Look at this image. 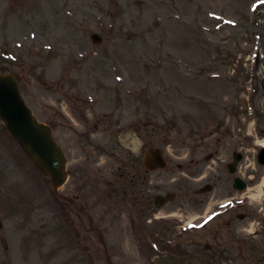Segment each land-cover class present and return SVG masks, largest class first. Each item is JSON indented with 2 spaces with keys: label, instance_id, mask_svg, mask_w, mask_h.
<instances>
[{
  "label": "rangeland",
  "instance_id": "1",
  "mask_svg": "<svg viewBox=\"0 0 264 264\" xmlns=\"http://www.w3.org/2000/svg\"><path fill=\"white\" fill-rule=\"evenodd\" d=\"M2 74L52 128L59 193L94 231L0 122V264H264L261 0H0ZM149 146L164 170L134 166Z\"/></svg>",
  "mask_w": 264,
  "mask_h": 264
},
{
  "label": "water",
  "instance_id": "2",
  "mask_svg": "<svg viewBox=\"0 0 264 264\" xmlns=\"http://www.w3.org/2000/svg\"><path fill=\"white\" fill-rule=\"evenodd\" d=\"M91 39L94 43L101 42V39L95 34L91 36ZM0 119L4 122L10 135L19 142L35 167L41 173L51 177L55 189L60 187L66 177L63 154L51 139L50 128L38 123L32 117L30 110L19 95L17 82L11 75L0 76ZM240 159V155L234 156V163L229 166L230 173L235 171V164ZM258 162L264 165V149L258 155ZM143 164L150 171L165 167L161 152L154 147L146 150ZM245 187V183L240 179L235 180L234 188L243 191ZM209 190L211 188L205 186L200 192ZM173 199L174 195L171 193H166L164 196L158 195L154 199V204L160 207Z\"/></svg>",
  "mask_w": 264,
  "mask_h": 264
},
{
  "label": "flooded vegetation",
  "instance_id": "3",
  "mask_svg": "<svg viewBox=\"0 0 264 264\" xmlns=\"http://www.w3.org/2000/svg\"><path fill=\"white\" fill-rule=\"evenodd\" d=\"M63 200H65L66 207H68L70 211L77 210V218L79 219L82 217V215H86L87 210L89 211L87 205L83 203L82 199L80 201V195L77 192L76 194L69 192V194L63 196Z\"/></svg>",
  "mask_w": 264,
  "mask_h": 264
},
{
  "label": "bare ground",
  "instance_id": "4",
  "mask_svg": "<svg viewBox=\"0 0 264 264\" xmlns=\"http://www.w3.org/2000/svg\"><path fill=\"white\" fill-rule=\"evenodd\" d=\"M259 146H261V147H264V140H261V141H259ZM264 181V177H263V179H262V181L260 182V184L256 187V188H254V189H256V191H257V194H250V197L252 198V199H255V198H257V197H259L260 196V194H261V184H262V182ZM250 191H251V189H247V191H246V193H250Z\"/></svg>",
  "mask_w": 264,
  "mask_h": 264
},
{
  "label": "snow or ice",
  "instance_id": "5",
  "mask_svg": "<svg viewBox=\"0 0 264 264\" xmlns=\"http://www.w3.org/2000/svg\"><path fill=\"white\" fill-rule=\"evenodd\" d=\"M262 3H264V0H261Z\"/></svg>",
  "mask_w": 264,
  "mask_h": 264
}]
</instances>
